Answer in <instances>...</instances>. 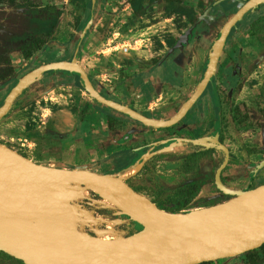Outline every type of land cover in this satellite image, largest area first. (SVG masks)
I'll return each instance as SVG.
<instances>
[{
	"label": "rangeland",
	"instance_id": "obj_1",
	"mask_svg": "<svg viewBox=\"0 0 264 264\" xmlns=\"http://www.w3.org/2000/svg\"><path fill=\"white\" fill-rule=\"evenodd\" d=\"M243 1L68 0L55 3L56 9L66 6L65 13L56 16L52 33L26 66L17 46L34 31L44 29L40 22L46 23L53 15L48 7L52 2H41L38 7H18L0 1V104L16 79L36 64L43 51L45 55L57 56L52 47L54 30L67 32L66 25L76 26L84 14L87 23L83 32L87 39L82 45L81 60L94 88L124 104H132L138 96L135 83L145 90L149 80V94L140 99L145 112L142 114L168 118L201 77L216 30ZM191 19L195 23L191 36L180 47L169 51L177 37L193 24ZM82 40L83 37L79 42ZM9 66L12 74L2 80ZM44 73H52L49 80L39 84L36 81L40 76L31 80L0 116V144L34 162L122 175L121 179L155 204L168 208L179 205L174 213H186L203 210L228 197L216 189L211 175V170L222 160L223 151L198 147L193 152L190 145L173 138L200 137L220 142L228 151L220 172L224 188L248 189L264 182V2L229 29L208 86L185 115L168 127L147 126L94 100L80 87L72 72L48 70ZM148 144L156 146L150 153L133 148ZM118 155L119 162L123 157L125 163L111 166L108 158L117 165ZM94 156L104 162L98 163ZM196 171L206 175L208 187L203 186L204 191L199 189L187 203L179 204L181 191L188 187L182 182ZM81 186V189L75 188V195L69 199L76 210L74 225L79 231L111 241L124 237L128 227L137 226L132 220L109 221L97 215L96 206L115 204L92 188ZM90 191L101 198L91 199ZM0 264L23 263L0 251ZM208 264L248 263L244 254H237Z\"/></svg>",
	"mask_w": 264,
	"mask_h": 264
},
{
	"label": "water",
	"instance_id": "obj_2",
	"mask_svg": "<svg viewBox=\"0 0 264 264\" xmlns=\"http://www.w3.org/2000/svg\"><path fill=\"white\" fill-rule=\"evenodd\" d=\"M261 2L264 0L243 1L222 23L207 53L200 79L179 109L168 118L148 117L104 97L91 84L83 67L73 60L49 61L24 72L3 97L0 116L31 80L48 70H64L76 73L83 90L103 105L147 126H171L204 90L229 29ZM194 25L177 37L169 51L186 42ZM177 139L223 151L222 160L213 172V184L229 196L210 206L214 208L212 212L183 221L169 218V212L115 175L40 164L0 144V251L23 264H198L242 254L261 245L264 242V182L248 189H226L219 180L228 158L225 146L204 138ZM72 183L87 189L102 185L134 201L136 211L126 213L117 207L119 213L140 226L124 238L146 240L150 246L134 254L115 252L107 247L109 241H95L82 234L74 225L70 203L64 197L65 187Z\"/></svg>",
	"mask_w": 264,
	"mask_h": 264
},
{
	"label": "trees",
	"instance_id": "obj_3",
	"mask_svg": "<svg viewBox=\"0 0 264 264\" xmlns=\"http://www.w3.org/2000/svg\"><path fill=\"white\" fill-rule=\"evenodd\" d=\"M3 1L5 3H7L8 5H16L18 7L24 6V7H38L41 3L40 0H0ZM49 8H51L52 12V16L48 19V21L46 23H41V25H44V29L43 27L40 28L38 31H34L33 35L30 36L29 38L25 39L22 43H20L17 46V49L21 55V57L23 59H27L29 58L31 55H33L34 53H36L37 51H39L40 49H42V45L45 44V42L47 41L48 36L52 33V30L55 26L56 23V16L59 15V8H55L54 5H48ZM193 19H191L190 23H193ZM218 34V29L216 30V34L214 36V39L216 38ZM12 74V68L9 66L7 67L5 74L2 75V80H4L5 78H7L8 76H10ZM79 84L80 87L83 89L80 80L78 78V75L76 73H73ZM239 85L237 84L236 87H238ZM218 165V164H217ZM215 169V168H214ZM214 169L211 170V175H213V171ZM196 180L192 181V183L194 184L191 188H190V184H187L188 188L183 189L182 195L180 197V203L179 204H184L187 203L192 197H194L200 186L205 184L207 181L206 175L203 178H199L198 176L194 177ZM221 178V176H220ZM253 187V186H250ZM91 192V199L97 200L100 199L101 197L99 195H97L96 193ZM229 197V196H228ZM227 197V198H228ZM179 205H176L175 207H162L159 206V208H161L162 210L166 211V212H177V210L179 209L178 207ZM97 215L102 216L103 218L107 219V220H126V221H130L127 217V215L123 214V213H119V209L117 208V206H105V205H98L96 206L95 210ZM134 232L132 230L131 227H128L125 235H128L130 233ZM2 252V251H1ZM246 261L248 264H262L264 262V242L259 245L257 248L254 249H250L245 251L244 253ZM209 261H204V262H200L198 264H208Z\"/></svg>",
	"mask_w": 264,
	"mask_h": 264
},
{
	"label": "crops",
	"instance_id": "obj_4",
	"mask_svg": "<svg viewBox=\"0 0 264 264\" xmlns=\"http://www.w3.org/2000/svg\"><path fill=\"white\" fill-rule=\"evenodd\" d=\"M41 2H43V4H44V2H46L47 0H40ZM52 3L51 4H55V3H63V2H65V3H67L68 2V0H50ZM67 7L66 6H60L59 7V17H61L62 15H63V13H65V11L63 12V10L64 9H66ZM71 17V16H70ZM85 18V15L84 14H81V16H80V18L78 19V21L76 22V26H75V24L74 25H72L71 27L70 26H68V25H66L67 27H69V30L66 32H63V33H61V31H59V30H57V29H55L54 30V38L52 39L53 41H54V43L52 44V47L53 48H55V50H56V55L57 56H49V55H45V54H47L45 51H43L42 52V54H43V56H40L39 57V59H37L36 61V64H32L30 67H29V69H31V68H33V67H35V66H37L38 64H41V63H45V62H49V61H57V60H73V61H75V62H77L79 65H81L82 67H83V69L85 70V72H86V74H87V76H88V79L90 80V82H91V84L93 85V83H92V78H90V76L88 75V72H87V69L85 68V66H84V64L82 63V60H81V57H82V52H83V49H82V45H84V43H85V40L87 39L86 37H87V35H84V32H83V30H84V28H85V26H86V23H87V19H84ZM66 23V22H65ZM67 24V23H66ZM66 33V34H65ZM77 34H78V36H77ZM78 38L76 41L74 40L75 38ZM81 37H83V40H82V43L81 42H79L80 41V39H81ZM75 41V42H74ZM51 47V48H52ZM48 53H50V52H48ZM20 54V53H19ZM35 54V53H34ZM33 54V55H34ZM32 57V55L29 57V58H27V59H24V66H26V63H27V61L30 59ZM29 69H27L26 71H28ZM26 71H24V72H26ZM143 71V70H142ZM140 72H138L137 74H136V76L139 74ZM50 74H52V73H42V74H40L39 76L40 77H38V80L36 81V83H41V82H45L46 80H49L50 79V77H51V75ZM71 75V73H69V75H67V76H70ZM136 76H134V78L136 77ZM62 77H64L65 78V75H62ZM133 78V79H134ZM163 78V77H162ZM163 80H165V81H167L168 79L167 78H164ZM199 80V79H198ZM133 81H135V80H133ZM198 82V81H197ZM196 82V83H197ZM146 83L148 84V86L149 87H147L145 90L144 89H141L140 88V86H138V84L137 83H135V85H134V87L137 89L136 91H137V93L136 94H138V96H137V99L136 100H134V102L131 104V103H126V104H124V102H122V101H119V100H117L116 98H113V97H111V96H107V95H105L104 93H102L105 97H109V98H112L113 100H115V101H117V102H119V103H122V104H124V105H127V106H129V107H131V108H133V109H135L136 111H138V112H140V113H145L144 112V110H143V108H142V102L140 101V99H145L146 97H147V95L149 94V90H150V83H149V80H147L146 81ZM196 83L194 84V86H193V88L191 89V92H192V90L194 89V87H195V85H196ZM94 86V85H93ZM141 91V93H139ZM191 92H189V94L191 93ZM188 94V95H189ZM188 97V96H187ZM186 97V98H187ZM185 98V99H186ZM180 107V106H179ZM178 107V108H179ZM177 108V109H178ZM148 117H151V115L150 116H148ZM111 157H109L108 159V163L111 165V166H118L119 164L120 165H123L124 163H125V161H124V158L122 157L121 159H122V161L121 162H117L116 164L117 165H115L114 164V162L113 161H111V159H110ZM117 158L119 159V155L117 156ZM94 159H97V161H98V163H103L104 162V160H102V159H100V158H98V157H95L94 156ZM119 161V160H118ZM98 173H100V172H98ZM104 174H106V173H104ZM109 175H115L114 173H108ZM122 176V175H121ZM120 176V177H121ZM204 187H208V185L207 184H204L203 185ZM201 190H205V188H201Z\"/></svg>",
	"mask_w": 264,
	"mask_h": 264
},
{
	"label": "bare ground",
	"instance_id": "obj_5",
	"mask_svg": "<svg viewBox=\"0 0 264 264\" xmlns=\"http://www.w3.org/2000/svg\"><path fill=\"white\" fill-rule=\"evenodd\" d=\"M119 178L121 179V177H119ZM77 187L82 188V186L78 183H72V184H69L65 187L64 197H65L67 202H69V199L75 195V193H76L75 188H77ZM92 189L94 192L99 194L102 198L107 199L109 201V203H111L113 205L115 204V206H117L123 212L127 213V212L137 210V204L134 201H132L126 197L118 195L117 193H115L114 191H112L111 189H109L105 186L98 185V186L92 187ZM80 196H82V195H80ZM201 209H203V210L186 212V213H180V212L168 213L167 216L171 219L183 221L185 219H189L192 217H196V216H200V215L210 213L214 210L213 207H205V208H201ZM74 210L75 209L73 207H71V205H70V212H71L73 221L76 219V216H75L76 210L75 211ZM83 212L85 213L87 211L85 210ZM82 234L85 235V233H83V232H82ZM91 238L95 241H101L95 237H91ZM109 242L110 243L107 244V247L110 250L115 251V252L127 253V254L139 253L143 249L150 246V243L146 240H134L132 238L125 239L123 236L115 237L113 240H111Z\"/></svg>",
	"mask_w": 264,
	"mask_h": 264
},
{
	"label": "flooded vegetation",
	"instance_id": "obj_6",
	"mask_svg": "<svg viewBox=\"0 0 264 264\" xmlns=\"http://www.w3.org/2000/svg\"><path fill=\"white\" fill-rule=\"evenodd\" d=\"M250 10H251V9H250ZM250 10H249V11H250ZM249 11H247L245 14H247ZM245 14H244V15H245ZM244 15H243V16H244ZM243 16H242V17H243ZM194 26H195V25H194ZM193 29H194V28H193ZM193 29H192V31H193ZM218 29H219V28H218ZM191 34H192V32H191ZM217 35H218V34H217ZM190 36H191V35H190ZM216 37H217V36H216ZM213 40H214V39H213ZM213 40H212V41H213ZM206 60H207V57H206ZM216 63H217V62H216ZM205 64H206V63H205ZM215 66H216V65H215ZM214 69H215V68H214ZM203 70H204V69H203ZM201 75H202V74H201ZM199 79H200V78H199ZM209 80H211V76H210ZM209 80H208V82H207L205 88L208 86ZM205 88H204V89H205ZM202 92H203V91H202ZM202 92H201V93H202ZM99 93H100V92H99ZM100 94H101V93H100ZM103 96H104V95H103ZM104 97H105V96H104ZM197 98H198V97H197ZM182 103H183V102H182ZM182 103H181V104H182ZM193 103H194V102H193ZM193 103H192V104H193ZM192 104H191V105H192ZM178 109H179V108H178ZM178 109H177V110H178ZM177 110H176V111H177ZM176 111H175V112H176ZM175 112H174V113H175ZM174 113H173V114H174ZM173 114H172V115H173ZM124 115H125V114H124ZM184 115H185V114H184ZM184 115H183V116H184ZM126 116H127V115H126ZM163 119H165V118H163ZM137 122H138V121H137ZM179 137H184V136H179ZM173 138L176 139V140H178L177 137H173ZM189 138H193V137H189ZM194 138H200V137H194ZM123 139L125 140V139H128V138L123 137ZM178 141H182V140H178ZM183 142H185L186 144L190 145V146L192 147V148H191V151H193V152H194V151L197 152L198 149H199L198 147H204V146L201 145V144H193V143H191V142H186V141H183ZM116 143H118V142H116ZM155 147H156V146H155L154 144H148L147 146H136V147H133V148H137L136 151L143 150V152L150 153V151H152L153 148H155ZM204 148H205V147H204ZM208 148H214V147H208ZM118 160H119V159H118ZM119 161H120V160H119ZM119 161H118V162H119ZM219 163H220V162H219ZM219 163H218V164H219ZM216 167H217V166H216ZM216 167H215V168H216ZM214 170H215V169H214ZM221 170H222V169H221ZM213 172H214V171H213ZM220 172H221V171H220ZM195 176H198V179H199V178H203V177L205 176V174H204L203 172H201V171H196V172L192 173V174H191L186 180H184V181L182 182V185L190 184V188H191V187L194 185V184L192 183V181L196 180V179L194 178ZM219 180H220V174H219ZM124 181H125V180H124ZM212 182H213V175H212ZM126 183H127V182H126ZM206 183H207V182H206ZM206 183H205V184H206ZM127 184H128V183H127ZM128 185H129V184H128ZM203 185H204V184H203ZM203 185H201L199 189H201V188L203 187ZM129 186H130V185H129ZM130 187H131V186H130ZM187 188H188V187H187ZM132 189H133V188H132ZM198 191H199V190H198ZM197 193H198V192H197ZM156 205H157V204H156ZM157 206H158V205H157ZM136 224H137V223H136ZM131 228H132L133 231H136V230H138V229L140 228V226L137 224L136 227L134 226V227H131Z\"/></svg>",
	"mask_w": 264,
	"mask_h": 264
}]
</instances>
